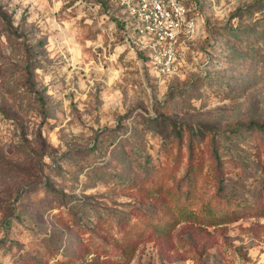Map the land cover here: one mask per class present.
<instances>
[{"label": "rangeland", "instance_id": "1", "mask_svg": "<svg viewBox=\"0 0 264 264\" xmlns=\"http://www.w3.org/2000/svg\"><path fill=\"white\" fill-rule=\"evenodd\" d=\"M190 4L164 76L115 7L0 0V264H264V0Z\"/></svg>", "mask_w": 264, "mask_h": 264}, {"label": "built area", "instance_id": "2", "mask_svg": "<svg viewBox=\"0 0 264 264\" xmlns=\"http://www.w3.org/2000/svg\"><path fill=\"white\" fill-rule=\"evenodd\" d=\"M123 16L122 23L135 35L160 75H175L183 65L180 37L190 39L195 24L189 19L191 0H107ZM97 6H105L102 1ZM109 10V9H107ZM119 11V12H118Z\"/></svg>", "mask_w": 264, "mask_h": 264}, {"label": "trees", "instance_id": "3", "mask_svg": "<svg viewBox=\"0 0 264 264\" xmlns=\"http://www.w3.org/2000/svg\"><path fill=\"white\" fill-rule=\"evenodd\" d=\"M93 3H96V2H99V1H102L103 5L105 6V8L108 7V1L107 0H91ZM95 5V4H94ZM191 4H189V7H190ZM191 8V7H190Z\"/></svg>", "mask_w": 264, "mask_h": 264}]
</instances>
